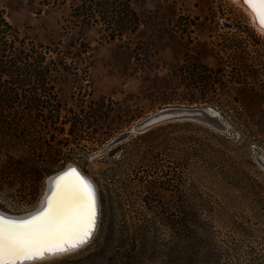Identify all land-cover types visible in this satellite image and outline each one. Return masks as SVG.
<instances>
[{"label": "rangeland", "instance_id": "1", "mask_svg": "<svg viewBox=\"0 0 264 264\" xmlns=\"http://www.w3.org/2000/svg\"><path fill=\"white\" fill-rule=\"evenodd\" d=\"M75 1L0 0L19 40L61 62L53 98L43 99L54 114L17 105L20 115L0 117V209L33 211L49 176L69 164L89 177L99 206L84 245L24 264H264V34L235 0H130L138 31L109 39L101 24L71 16ZM166 106L212 107L218 117L110 144ZM75 118L83 126L71 133ZM182 211L202 219L198 259L178 256L166 218ZM142 224L147 240L132 245Z\"/></svg>", "mask_w": 264, "mask_h": 264}, {"label": "trees", "instance_id": "2", "mask_svg": "<svg viewBox=\"0 0 264 264\" xmlns=\"http://www.w3.org/2000/svg\"><path fill=\"white\" fill-rule=\"evenodd\" d=\"M67 1L69 0H42L44 4L53 6L65 4ZM71 16L82 24H101L109 39H122L126 34H136L141 23L140 14L134 9L130 0H76L71 5ZM32 45L28 47L25 40H19L17 29L6 19L4 11L0 9V117L7 114L12 117L18 115L17 105L27 109L26 115H29V110L41 112L42 107H48L52 114L57 111L53 109L55 106L53 103L43 99L53 96L54 72H59L61 62H56L52 57L47 60L50 52H38V46L33 43ZM39 47L41 50L50 49V46L44 48L43 45H39ZM54 53L59 55L63 52ZM4 76H8L7 81L4 80ZM37 90H40L41 94L37 93ZM46 119L51 122L54 120V118L50 120L49 117ZM63 123L66 126L68 121ZM81 123L75 118L68 130L74 133L75 129L83 126ZM25 128L19 126L17 131ZM178 144L185 143L179 140ZM196 151L194 146L186 152L193 155ZM115 175L116 172L111 169L110 178ZM108 192L106 188H102L101 197L107 210L110 208ZM166 219L168 223L175 226L178 256L190 259L202 257L203 238L197 227L202 222L200 215L182 211ZM146 228L144 224L137 226L132 245L144 244L147 240Z\"/></svg>", "mask_w": 264, "mask_h": 264}, {"label": "snow or ice", "instance_id": "3", "mask_svg": "<svg viewBox=\"0 0 264 264\" xmlns=\"http://www.w3.org/2000/svg\"><path fill=\"white\" fill-rule=\"evenodd\" d=\"M264 27V0H245ZM46 207L22 220L0 214V264H24L82 246L96 220L93 185L75 168L54 179Z\"/></svg>", "mask_w": 264, "mask_h": 264}, {"label": "water", "instance_id": "4", "mask_svg": "<svg viewBox=\"0 0 264 264\" xmlns=\"http://www.w3.org/2000/svg\"><path fill=\"white\" fill-rule=\"evenodd\" d=\"M218 113L216 114L211 107H199V106H166L152 115H149L145 117L144 119L140 120L138 123H135L131 129L125 130L121 133H119L111 142L110 144L119 143L125 139H127L129 136L133 135V133H144L151 129L153 126H157L166 122H177V121H185V120H202L206 122H214L217 120ZM72 164H69L67 167L61 169L57 173H54L51 175L52 177H56L60 175L62 172L67 171L69 168H75ZM264 165V164H263ZM54 182V180H53ZM54 188V183L51 189V192L48 194L46 198V203L44 206H42L38 210H34L25 214H22L20 217H14V216H7L6 214H3L5 217L16 219V220H22L30 217L31 215H34L36 212L41 210L42 208L46 207L47 205V199L51 195ZM96 195V191H95ZM97 197V195H96ZM97 206V214L96 217L98 218V205ZM96 218V222H97ZM95 228H93L91 235L86 240L89 241L91 236L94 234ZM85 242V243H86ZM84 243V244H85ZM83 244V245H84ZM27 262V261H25Z\"/></svg>", "mask_w": 264, "mask_h": 264}, {"label": "bare ground", "instance_id": "5", "mask_svg": "<svg viewBox=\"0 0 264 264\" xmlns=\"http://www.w3.org/2000/svg\"><path fill=\"white\" fill-rule=\"evenodd\" d=\"M240 6H242L245 11L249 14L251 20H252V23L255 25V27L264 34V27H261L257 17H256V14L245 4V0H235ZM201 107V106H200ZM211 109H213L211 107ZM214 112L217 114L218 112L213 109ZM152 115V114H151ZM200 121V120H199ZM139 122V121H138ZM137 122V123H138ZM257 156H258V159L264 164V155L260 154V153H257ZM73 165V164H72ZM71 165V166H72ZM74 166V165H73ZM67 167V166H66ZM75 169L82 175L85 177V179H87L91 184L92 182L90 181L89 177L77 166H74ZM53 175V174H52ZM55 179V177H52V176H49L47 182H46V187H45V192H44V196H42V198L40 199V204L38 205L37 208H34V210H38L40 209L42 206L45 205L46 203V198L48 196V194L51 192V189H52V186H53V180ZM96 196V195H95ZM96 205H98V201H97V197H96ZM33 210V211H34ZM96 211H97V206H96ZM0 213H3V214H6L7 216H14V217H20L21 215L18 214H11L9 212H5L3 211L2 209H0ZM28 213V212H27ZM97 218V217H96ZM98 221H99V206H98V218H97V222L95 220V225H94V228H95V231L97 230V226H98ZM94 235V234H93ZM93 235L91 236V238H93ZM68 253V252H67ZM65 254V253H63ZM57 255H61V254H46L44 258L42 259H35V260H31V261H27V262H32V261H41L43 259H46V258H49V257H53V256H57ZM26 263V262H24Z\"/></svg>", "mask_w": 264, "mask_h": 264}]
</instances>
